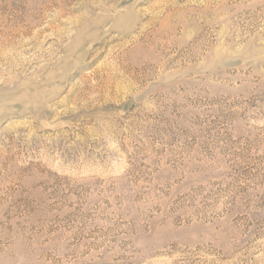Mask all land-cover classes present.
Returning a JSON list of instances; mask_svg holds the SVG:
<instances>
[{"label": "rangeland", "instance_id": "obj_1", "mask_svg": "<svg viewBox=\"0 0 264 264\" xmlns=\"http://www.w3.org/2000/svg\"><path fill=\"white\" fill-rule=\"evenodd\" d=\"M0 264H264V0H0Z\"/></svg>", "mask_w": 264, "mask_h": 264}]
</instances>
